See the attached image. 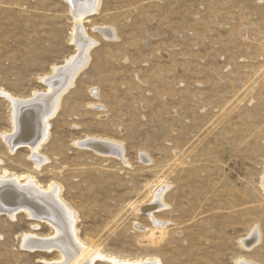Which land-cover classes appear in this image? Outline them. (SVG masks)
<instances>
[{
    "label": "rangeland",
    "instance_id": "rangeland-1",
    "mask_svg": "<svg viewBox=\"0 0 264 264\" xmlns=\"http://www.w3.org/2000/svg\"><path fill=\"white\" fill-rule=\"evenodd\" d=\"M69 6L0 0V92H48L41 79L79 53ZM84 29L96 46L50 121L40 168L29 147L10 152L12 108L0 96V175L59 186L80 241L105 257L94 264H264V2L101 0ZM89 137L121 144L124 160L78 146ZM159 184L163 208L144 210ZM27 234L54 228L0 213V264L62 260L22 248Z\"/></svg>",
    "mask_w": 264,
    "mask_h": 264
},
{
    "label": "bare ground",
    "instance_id": "bare-ground-1",
    "mask_svg": "<svg viewBox=\"0 0 264 264\" xmlns=\"http://www.w3.org/2000/svg\"><path fill=\"white\" fill-rule=\"evenodd\" d=\"M71 7L74 31L73 43L78 47L79 53L69 59L64 66L54 67L52 75L41 79L49 87L47 93L35 92L31 98L18 99L9 93L0 92V96L8 100L12 110V133L4 136V140L11 150L15 152L19 147H29L31 159L36 168H40L47 162V158L40 154V149L48 141L50 135V121L58 114L61 106V98L75 83L79 73L89 62V53L96 46L94 40L86 37L84 20L94 15L100 6L101 0H66ZM264 2V0H260ZM106 38H116L114 29H99ZM78 146L93 149L97 153L106 156H114L124 160V147L114 141L87 138L79 142ZM264 185V181H263ZM156 187L155 203L144 210L152 212L163 208V193L166 187L159 184ZM61 191L57 185H49L42 189L33 178H26L22 183L20 177L8 172L0 175V213L8 214L15 219L16 215L25 211L29 216L46 222L54 228L51 237H39L33 234L23 236L22 248L29 251H55L61 254L60 262L57 264H94L97 258H105L101 255L93 256V252L80 241L77 231V215L61 199ZM149 213V212H148ZM158 228L164 224L153 221ZM260 232L256 230L243 241L246 249L250 250L260 240ZM91 252V253H90ZM88 261V262H87ZM114 264H161L160 260L121 261L111 259ZM238 264H251V262L240 259ZM253 264V263H252Z\"/></svg>",
    "mask_w": 264,
    "mask_h": 264
}]
</instances>
